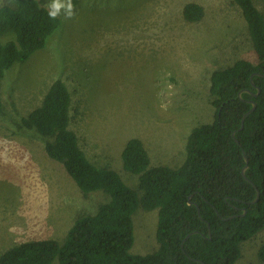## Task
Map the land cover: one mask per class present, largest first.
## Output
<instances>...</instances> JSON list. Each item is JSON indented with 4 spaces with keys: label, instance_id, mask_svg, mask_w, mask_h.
Instances as JSON below:
<instances>
[{
    "label": "rangeland",
    "instance_id": "obj_1",
    "mask_svg": "<svg viewBox=\"0 0 264 264\" xmlns=\"http://www.w3.org/2000/svg\"><path fill=\"white\" fill-rule=\"evenodd\" d=\"M40 2L48 6L52 0ZM189 2L204 7L200 21L184 18ZM254 2L264 13V0ZM72 3L74 16L66 18L62 10L63 23L46 46L16 62L1 84L0 255L31 239L63 242L79 215L94 214L110 198L103 190L85 197L64 166L47 155L44 139L19 126L54 79L69 86L70 126L89 159L112 167L136 188L137 175L123 166L126 141L141 138L152 165L182 164L191 129L215 118L212 71L240 58L256 61L247 24L232 0ZM8 32L0 39L14 36ZM133 223L132 252L156 251L158 209L138 207ZM263 243L264 229L241 244L236 264H264L258 254ZM59 263L56 258L52 264Z\"/></svg>",
    "mask_w": 264,
    "mask_h": 264
},
{
    "label": "trees",
    "instance_id": "obj_2",
    "mask_svg": "<svg viewBox=\"0 0 264 264\" xmlns=\"http://www.w3.org/2000/svg\"><path fill=\"white\" fill-rule=\"evenodd\" d=\"M5 1L0 5V36L9 30L14 36L0 39V113L5 108L1 84L6 71L44 48L63 23L60 16L51 19L40 0ZM232 2L243 14L256 61L240 58L212 71L209 95L215 118L191 129L182 164L152 165L141 138L126 141L123 166L137 175L136 188L112 167L89 159L70 126L69 86L62 78L52 81L41 103L20 118L19 126L44 139L47 155L64 166L85 197L103 190L110 198L94 214L79 215L63 242L55 238L20 242L0 255V264H52L56 258L59 264H236L241 244L264 229V13L254 0ZM204 13L197 2L183 8L189 22L200 21ZM243 89L249 91L241 98ZM252 101L257 106L241 128ZM245 154L252 183L242 173ZM254 185L260 197L251 203ZM138 207L158 209L156 251L132 252L133 214ZM258 254L264 262V243Z\"/></svg>",
    "mask_w": 264,
    "mask_h": 264
},
{
    "label": "clouds",
    "instance_id": "obj_3",
    "mask_svg": "<svg viewBox=\"0 0 264 264\" xmlns=\"http://www.w3.org/2000/svg\"><path fill=\"white\" fill-rule=\"evenodd\" d=\"M48 8V15L53 20L61 14L62 10L66 18H72L75 14V5L72 3V0H52Z\"/></svg>",
    "mask_w": 264,
    "mask_h": 264
},
{
    "label": "water",
    "instance_id": "obj_4",
    "mask_svg": "<svg viewBox=\"0 0 264 264\" xmlns=\"http://www.w3.org/2000/svg\"><path fill=\"white\" fill-rule=\"evenodd\" d=\"M252 83H254L253 82V80H252ZM243 91H249L248 89H243L242 91H240L239 92V97H241L242 98V96H241V94H242V92ZM260 93V88H258V92L256 93V95H258ZM256 106H257V103H256V101H252V107L243 115V117H242V124H241V128H243L244 127V122H245V119H246V116L248 115V114H250L252 111H254L255 110V108H256ZM233 135H235V132H233ZM238 141V140H237ZM245 160H246V164H245V166L243 167V169H242V173H243V175H244V177L248 180V181H250L251 183H252V181L247 177V175H246V171H247V169H248V167H249V163H248V161H249V159H248V157H247V155L245 154ZM255 186V188H256V197L251 201V203H255V202H257V200L259 199V197H260V190L256 187V185H254ZM189 203L191 204L192 203V201L191 200H189ZM246 212V208H244V213ZM195 232H198V231H194V232H192V233H195ZM192 233H189L186 237H185V239H184V241L192 234ZM183 241V242H184ZM182 247H183V244H182Z\"/></svg>",
    "mask_w": 264,
    "mask_h": 264
}]
</instances>
